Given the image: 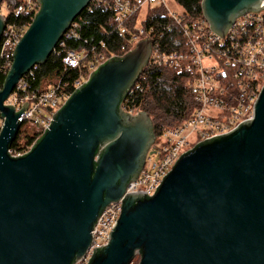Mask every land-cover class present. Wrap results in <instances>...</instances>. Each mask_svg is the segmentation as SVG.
<instances>
[{
	"label": "water",
	"instance_id": "95a60500",
	"mask_svg": "<svg viewBox=\"0 0 264 264\" xmlns=\"http://www.w3.org/2000/svg\"><path fill=\"white\" fill-rule=\"evenodd\" d=\"M3 0H0V4ZM0 89V264H74L93 242L105 208L144 168L156 140L150 114L122 103L147 67L150 38L101 64L54 113L30 152L9 153L21 127L5 101L44 64L92 0H38ZM264 0H202L211 29L224 37ZM6 21L0 15V40ZM264 264V85L253 117L184 152L154 196L131 192L109 243L88 264Z\"/></svg>",
	"mask_w": 264,
	"mask_h": 264
},
{
	"label": "built area",
	"instance_id": "2783aa9c",
	"mask_svg": "<svg viewBox=\"0 0 264 264\" xmlns=\"http://www.w3.org/2000/svg\"><path fill=\"white\" fill-rule=\"evenodd\" d=\"M92 2L113 12L114 29L126 36L127 43L132 45L128 47L125 44L122 47L125 53L132 50L140 40L150 38L152 52L147 66L175 68L186 73V87L193 93L198 107L183 122L156 135L138 178L129 183L126 193L118 202L104 209L94 226L93 242L87 255L74 264H88L94 249L109 243V235L121 216L123 199L128 193L141 191L154 196L163 177L173 169L184 152L206 139L229 133L243 121L251 119L255 101L264 85V8L259 12L250 11L239 16L222 37L211 29L206 20L186 21L184 11L178 13L171 10L170 0ZM1 5L6 8L5 14L0 11L6 25L0 40V72L8 73L14 61L16 46L30 26V23L8 19L10 16L34 18L40 3L38 0H21L20 5L13 10L6 3ZM154 8H165L172 23L181 27L185 41L178 48L164 47L161 43L164 32L159 33L157 24H143L149 11ZM143 9L145 15L139 23ZM136 16L135 32H131L129 24ZM79 28L80 21H74L57 46V53L64 55L65 71L76 69L79 72L73 82L60 79L46 90L29 91L27 75L30 71L20 79L5 101L4 104L13 105L16 112L22 109L25 102L29 103L20 116L22 124L9 149L12 156L18 157L30 152L51 125L54 113L74 91L87 82L91 73L101 64L113 56H119L108 50L105 41L80 49H66L68 40L81 38ZM165 30L171 31V24ZM123 108L135 114L141 111L139 107ZM3 124L4 119L0 116V130Z\"/></svg>",
	"mask_w": 264,
	"mask_h": 264
},
{
	"label": "trees",
	"instance_id": "16d2710c",
	"mask_svg": "<svg viewBox=\"0 0 264 264\" xmlns=\"http://www.w3.org/2000/svg\"><path fill=\"white\" fill-rule=\"evenodd\" d=\"M183 7L186 21L198 19L206 20L202 9V0H175ZM2 3L8 4L10 10L15 9L21 0H5ZM9 21L30 23L32 16L8 19ZM75 21H80V39H71L67 42V48L80 49L82 47L98 44L105 41L108 50L119 56L125 55L122 47L126 44V36L118 33L113 22V12L102 5L91 2L88 7L77 17ZM207 21V20H206ZM137 16L130 24L129 30L134 31ZM155 23L159 33L164 32L161 43L166 49L178 48L185 41L180 26L172 23L165 8L151 9L147 19L143 22L145 26ZM171 24V31H166L165 27ZM111 32V34H108ZM59 47V46H58ZM58 48L51 54L48 60L35 66L28 74V90L43 91L55 85L60 79L69 83L73 82L79 75L74 70L65 71L63 54L57 53ZM7 73L0 72V89L3 87ZM188 76L175 68H165L160 66H147L138 78L137 82L128 92L122 103V107H139L148 112L153 120L154 131L157 136L187 119L198 107L193 93L186 87Z\"/></svg>",
	"mask_w": 264,
	"mask_h": 264
},
{
	"label": "rangeland",
	"instance_id": "374dc122",
	"mask_svg": "<svg viewBox=\"0 0 264 264\" xmlns=\"http://www.w3.org/2000/svg\"><path fill=\"white\" fill-rule=\"evenodd\" d=\"M3 1H5V0H3ZM169 6H170L171 10H173L174 12L181 13V12L184 11V10H183V7L178 6L177 3L174 2L173 0H170V2H169ZM5 9H6V8H3L2 5L0 6V11H2L3 14L6 13V10H5ZM144 15H145V9H143V10H142V13L139 15V16H141V17H140V21H139V23L142 22V19H143ZM123 109H124V108H123ZM124 110H125V109H124ZM125 112L130 113L129 111H126V110H125ZM137 113H139V112H137ZM137 113H136V114H137ZM131 114H134V115H135V112H133V113H131ZM157 141H158V140H157ZM139 261H140V256H136V258L134 259V261H133L132 264H139Z\"/></svg>",
	"mask_w": 264,
	"mask_h": 264
},
{
	"label": "bare ground",
	"instance_id": "6f19581e",
	"mask_svg": "<svg viewBox=\"0 0 264 264\" xmlns=\"http://www.w3.org/2000/svg\"><path fill=\"white\" fill-rule=\"evenodd\" d=\"M63 39V38H62Z\"/></svg>",
	"mask_w": 264,
	"mask_h": 264
}]
</instances>
